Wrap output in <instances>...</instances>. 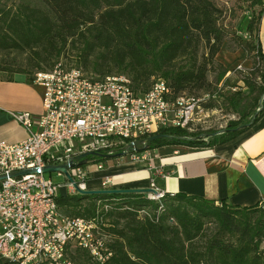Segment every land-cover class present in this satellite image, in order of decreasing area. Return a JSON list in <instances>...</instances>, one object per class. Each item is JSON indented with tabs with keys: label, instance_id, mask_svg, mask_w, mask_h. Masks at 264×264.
<instances>
[{
	"label": "trees",
	"instance_id": "1",
	"mask_svg": "<svg viewBox=\"0 0 264 264\" xmlns=\"http://www.w3.org/2000/svg\"><path fill=\"white\" fill-rule=\"evenodd\" d=\"M242 1L262 6L248 26L251 32L256 29V42L242 40L243 48L254 52L252 68L241 71L250 100L243 87L220 93L221 105L242 121H233L223 134H207V142L186 129H163L158 134L164 136L151 141L150 149L224 143L264 113V52L258 39L264 0ZM221 14L212 0H19L16 6L0 0V53H30L26 68L1 58L0 71L8 79L26 74L32 82L35 72L53 69L62 55L77 48L79 63L101 78L126 74L135 90L145 92L154 78L162 77L174 97L189 93L200 98L201 92L217 88L229 71L216 60L225 42ZM216 65L212 81L208 74ZM201 105L211 109L220 104L205 99ZM87 159L97 163L110 158ZM98 200L117 201L104 215L107 225L100 227L114 252L107 264H264L261 203L236 206L169 192L159 199L147 193L78 192L60 196L57 203L66 215L89 218ZM72 257L75 264H97L84 250Z\"/></svg>",
	"mask_w": 264,
	"mask_h": 264
},
{
	"label": "built area",
	"instance_id": "2",
	"mask_svg": "<svg viewBox=\"0 0 264 264\" xmlns=\"http://www.w3.org/2000/svg\"><path fill=\"white\" fill-rule=\"evenodd\" d=\"M32 84L42 88L43 112L35 117L28 111H10L29 134L20 142H0V260L75 264L72 256L80 249L95 263L107 264L114 256L110 238L94 220L66 215L59 205L38 201L43 191L76 190L65 173L57 171L65 182H56L44 168L67 165L78 186L89 189L91 175L105 165L87 157L81 164L78 155L100 152L130 157L132 162L144 159L150 138L160 130L191 129L206 111L201 105L206 98L174 97L162 77L154 78L149 90L137 91L125 74L92 78L61 62L35 72ZM22 171L26 173L17 175ZM101 187H113L111 176L103 178ZM149 188L156 191L153 194L166 192L154 177Z\"/></svg>",
	"mask_w": 264,
	"mask_h": 264
},
{
	"label": "crops",
	"instance_id": "3",
	"mask_svg": "<svg viewBox=\"0 0 264 264\" xmlns=\"http://www.w3.org/2000/svg\"><path fill=\"white\" fill-rule=\"evenodd\" d=\"M264 52V13L258 31ZM224 53L222 49L217 59ZM10 111H28L35 117L43 112L42 88L26 74L12 79L0 71V142L16 143L28 137V130ZM112 159V158H111ZM110 160V159H109ZM112 188H149L154 177L157 186L169 193L199 196L216 203L252 206L264 201V113L233 139L216 145L192 147L166 145L150 149L137 162H123L94 172L89 189H100L105 176ZM0 260V264H2Z\"/></svg>",
	"mask_w": 264,
	"mask_h": 264
},
{
	"label": "rangeland",
	"instance_id": "4",
	"mask_svg": "<svg viewBox=\"0 0 264 264\" xmlns=\"http://www.w3.org/2000/svg\"><path fill=\"white\" fill-rule=\"evenodd\" d=\"M6 1L10 4H13L14 6H16L19 2V0ZM212 1H214L218 8H220V10L222 11L218 22L219 26H221V28H223L225 32V42L222 48L224 49V53L220 56L219 59H217L216 57V60L217 64H222L224 67H227L229 71L226 74L225 78L222 80V82L218 84L217 88L213 87L210 90L211 92L209 93H200L202 97L205 96L206 100H218V103L220 105H217L215 108L206 109V111L204 113H201L200 117L194 121L191 126V129H186L189 133H199V136L204 137L203 140H205L206 142L208 141V138L206 137L207 134H212V132H216V135L223 134L233 121H242L238 114L230 113L229 111H227L226 105H221L223 104L224 100L223 97L220 96V93L221 90L232 93L239 90L240 87H243L244 92H246L245 94H247V98L250 97L248 94V90L246 89L242 81L244 73L241 71L250 70L252 68L254 52L246 51L243 48L242 40H251L252 38L253 41L256 42V29H253V31L251 32L248 26L250 24V21L257 15L259 10L262 8V6H251L249 3L244 2L242 0ZM29 54L30 53L22 54L10 51L0 53V59L5 58L13 62L15 64V68H26L27 59L30 56ZM79 54L80 50L77 48L69 50L66 54L62 55L59 58L58 63L61 62L66 68H81L88 76L92 78H101L99 74L95 72L91 67L86 68L85 66L79 63ZM240 65L242 66V69H237ZM217 73L218 67L216 65V70L209 72V79L214 81L217 77ZM187 95L191 96L192 94L187 93ZM248 100L250 99L248 98ZM263 100L264 96H262L260 100L261 105ZM248 117L245 119H248ZM138 155H141V153H138ZM129 161H131L130 157H114L112 159L110 158V160L103 161V163L106 167ZM93 174L91 175V177L93 176ZM46 176L51 177L56 182H65V176L59 175L57 171L47 172ZM71 193L78 192L76 190H72ZM114 202L117 201L102 202L101 200H98L95 214L87 219L94 220L99 227L107 225L108 219H106L104 215L111 209L112 205H115ZM260 206L264 207V201L260 204ZM106 245H108L107 242Z\"/></svg>",
	"mask_w": 264,
	"mask_h": 264
},
{
	"label": "water",
	"instance_id": "5",
	"mask_svg": "<svg viewBox=\"0 0 264 264\" xmlns=\"http://www.w3.org/2000/svg\"><path fill=\"white\" fill-rule=\"evenodd\" d=\"M260 110V109H259ZM164 135L162 134H156L150 138V141L155 140L156 138L162 137ZM107 156L109 158L115 157V155H108V154H103L100 152H88L84 154H80L77 156V159H82L81 164L86 163V157L88 156ZM74 166L75 164H71ZM67 165H48L44 168L45 172H54V171H61L66 174L67 178L69 181H71L76 190L81 193V194H88V195H98V194H121V193H156L153 189L150 188H108V189H81L78 184L75 182L74 178L71 176V174L68 172ZM26 171H22L20 173H17V175L25 174Z\"/></svg>",
	"mask_w": 264,
	"mask_h": 264
},
{
	"label": "bare ground",
	"instance_id": "6",
	"mask_svg": "<svg viewBox=\"0 0 264 264\" xmlns=\"http://www.w3.org/2000/svg\"><path fill=\"white\" fill-rule=\"evenodd\" d=\"M193 97V96H191ZM98 172V171H97ZM110 187H101V189H108ZM77 191V190H76ZM78 192V191H77ZM71 192H52V191H43V193L38 194V201H50L55 205H58L57 199L60 196L67 195ZM165 192H162L161 194H153V193H147L148 197L151 199H159L164 195ZM6 264H16V261H8Z\"/></svg>",
	"mask_w": 264,
	"mask_h": 264
}]
</instances>
